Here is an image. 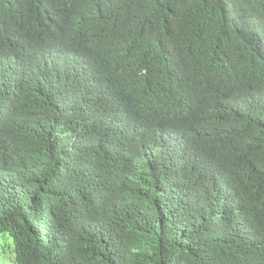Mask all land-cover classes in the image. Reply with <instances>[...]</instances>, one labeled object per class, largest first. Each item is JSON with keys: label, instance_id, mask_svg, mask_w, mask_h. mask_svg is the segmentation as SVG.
I'll use <instances>...</instances> for the list:
<instances>
[{"label": "trees", "instance_id": "16d2710c", "mask_svg": "<svg viewBox=\"0 0 264 264\" xmlns=\"http://www.w3.org/2000/svg\"><path fill=\"white\" fill-rule=\"evenodd\" d=\"M252 8L0 0V264H264Z\"/></svg>", "mask_w": 264, "mask_h": 264}, {"label": "clouds", "instance_id": "9594fccd", "mask_svg": "<svg viewBox=\"0 0 264 264\" xmlns=\"http://www.w3.org/2000/svg\"><path fill=\"white\" fill-rule=\"evenodd\" d=\"M253 6V10L254 12L258 13L259 15L263 16L264 15V0H250ZM250 29L253 30L254 34H257V29L255 28V24L253 21H251L250 23ZM258 28V27H257ZM259 31L261 30V26L260 28H258ZM258 39H256L255 45H258Z\"/></svg>", "mask_w": 264, "mask_h": 264}]
</instances>
